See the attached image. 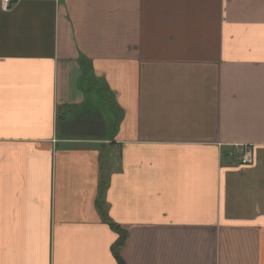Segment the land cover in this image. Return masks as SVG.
Segmentation results:
<instances>
[{"label": "crops", "instance_id": "1", "mask_svg": "<svg viewBox=\"0 0 264 264\" xmlns=\"http://www.w3.org/2000/svg\"><path fill=\"white\" fill-rule=\"evenodd\" d=\"M0 264H264V0L0 9Z\"/></svg>", "mask_w": 264, "mask_h": 264}, {"label": "built area", "instance_id": "2", "mask_svg": "<svg viewBox=\"0 0 264 264\" xmlns=\"http://www.w3.org/2000/svg\"><path fill=\"white\" fill-rule=\"evenodd\" d=\"M15 2V0H0V9L6 11L10 8V6ZM238 161L241 165H251L253 163V159L249 153H245L238 157Z\"/></svg>", "mask_w": 264, "mask_h": 264}, {"label": "trees", "instance_id": "3", "mask_svg": "<svg viewBox=\"0 0 264 264\" xmlns=\"http://www.w3.org/2000/svg\"><path fill=\"white\" fill-rule=\"evenodd\" d=\"M103 218H105L106 220V215L102 213ZM107 221V220H106ZM110 227L112 228V230H114L116 233H118L120 235V239L117 242V246H120L122 244L123 241V235L121 233V231L114 225L110 224ZM117 257V256H116ZM118 258V257H117Z\"/></svg>", "mask_w": 264, "mask_h": 264}]
</instances>
